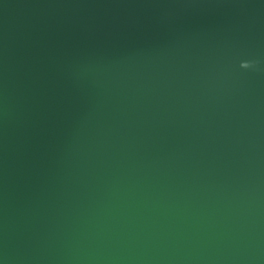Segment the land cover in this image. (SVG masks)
Listing matches in <instances>:
<instances>
[{
  "label": "water",
  "instance_id": "obj_1",
  "mask_svg": "<svg viewBox=\"0 0 264 264\" xmlns=\"http://www.w3.org/2000/svg\"><path fill=\"white\" fill-rule=\"evenodd\" d=\"M0 264H264V0H0Z\"/></svg>",
  "mask_w": 264,
  "mask_h": 264
},
{
  "label": "clouds",
  "instance_id": "obj_2",
  "mask_svg": "<svg viewBox=\"0 0 264 264\" xmlns=\"http://www.w3.org/2000/svg\"><path fill=\"white\" fill-rule=\"evenodd\" d=\"M246 67H249V64H248V65H246Z\"/></svg>",
  "mask_w": 264,
  "mask_h": 264
}]
</instances>
